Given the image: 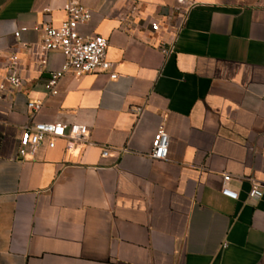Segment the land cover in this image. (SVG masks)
<instances>
[{
    "label": "crops",
    "instance_id": "0c3cea01",
    "mask_svg": "<svg viewBox=\"0 0 264 264\" xmlns=\"http://www.w3.org/2000/svg\"><path fill=\"white\" fill-rule=\"evenodd\" d=\"M68 1L0 0V84L14 57L22 84L0 93V264H264V194L249 196L264 191V0H81L79 33L108 40L110 69L51 96L65 58L36 28ZM31 120L90 136L19 157ZM162 125L169 156L153 161Z\"/></svg>",
    "mask_w": 264,
    "mask_h": 264
},
{
    "label": "built area",
    "instance_id": "2783aa9c",
    "mask_svg": "<svg viewBox=\"0 0 264 264\" xmlns=\"http://www.w3.org/2000/svg\"><path fill=\"white\" fill-rule=\"evenodd\" d=\"M183 2L184 0H178ZM67 20L56 27L51 24H45L37 27L36 30L42 33V51L49 54L52 51H60L65 58L61 69L53 71L49 78L46 88L48 94L56 96L59 94L61 81L68 75L83 76L97 73L99 71H108L110 64L107 60L108 40L103 36L96 35L86 38L80 35L79 27L86 24L92 17L91 11L85 7L81 0H69L66 7ZM184 17L180 16L174 25L177 30L182 29ZM152 30L158 32L161 29L160 23L154 21L151 23ZM26 30L25 28L21 31ZM21 31L14 33L19 38ZM163 52L169 54L171 50L164 48ZM17 58H13L14 64L5 81L0 84V93L7 90L21 87V80L15 67ZM112 79L117 78V74H111ZM43 102L29 101L27 108L30 113V119L43 109ZM137 112H141L138 109ZM90 136V129L85 124L80 123H35L33 120L22 127L21 135L18 140L19 157L35 156L38 150L47 144L49 149L55 148L57 141L67 140L70 143H81ZM170 137L162 125L155 134L149 157L153 161H166L169 156ZM109 156V150L103 151V157ZM232 176L225 174L223 177L222 195L233 200H238L239 195L230 188ZM264 194L262 188L255 186L249 196L251 199L261 198Z\"/></svg>",
    "mask_w": 264,
    "mask_h": 264
}]
</instances>
